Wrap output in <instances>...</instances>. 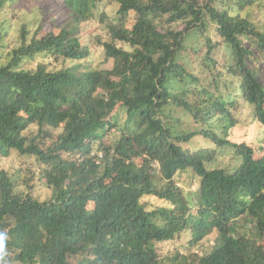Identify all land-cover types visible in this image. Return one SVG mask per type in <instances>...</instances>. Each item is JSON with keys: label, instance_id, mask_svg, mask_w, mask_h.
<instances>
[{"label": "trees", "instance_id": "16d2710c", "mask_svg": "<svg viewBox=\"0 0 264 264\" xmlns=\"http://www.w3.org/2000/svg\"><path fill=\"white\" fill-rule=\"evenodd\" d=\"M22 1L48 20L5 50ZM256 1L0 0V158L37 168L0 164V264H264V28L241 13ZM242 108L258 143L228 138ZM217 147L236 165L209 168ZM186 232V253L162 254Z\"/></svg>", "mask_w": 264, "mask_h": 264}, {"label": "rangeland", "instance_id": "374dc122", "mask_svg": "<svg viewBox=\"0 0 264 264\" xmlns=\"http://www.w3.org/2000/svg\"><path fill=\"white\" fill-rule=\"evenodd\" d=\"M38 2H32V1H22L18 2L16 4L11 5L7 8V10L3 13L2 19H7L9 23H7L5 27L6 36L4 38L5 41V50L12 48L15 44H19V30L21 27L22 22L28 21L30 25H32V29L39 26V23L45 19H47L48 15L40 12V6L37 4ZM234 11L240 12V6L237 5V7H234ZM50 12V11H49ZM241 13L243 16H246L250 18L252 21H254L256 24H258L259 27L264 28V4L261 0L254 2L252 5H246L245 9L241 10ZM48 20V19H47ZM100 32L102 34H105L104 26H100ZM198 33H194V36L189 39L190 43L188 44L189 49H191L192 45H195V42H199L201 45L204 44L205 39L203 37L197 36ZM213 38H216V36H212ZM103 48L98 47L97 53H100ZM201 53H191L190 55L187 54L186 58L189 60V63L192 67L195 68H202L203 65V56H201ZM198 55H200L198 57ZM229 51L224 45H220L219 48L216 49L214 57L218 61V66H223L228 60ZM195 56V57H194ZM37 58V60L32 61V66H36L37 62L42 60L44 57V54H37L34 56ZM99 62V60L97 61ZM237 118L239 120L238 127L234 130V132L228 136L231 141H247L249 143H258L259 142V130L258 126L253 123L252 119L249 116L248 111H246L244 108H242L241 112L238 113ZM120 127V125H119ZM191 148H198L203 146H212L213 143L210 139H205L203 137H195L191 140V142L187 143ZM218 148V155L217 159L213 161L212 163L208 164L209 168H215V167H230L235 166L237 163V160L233 157V154L230 153L228 149H224L222 147ZM0 164L2 168H6L9 170H12V172L15 173V175L21 178L20 181H23V178L29 176L30 169L35 171L36 165L35 163L31 162V159H26L25 157L18 156V154L13 153L9 156H2L0 158ZM183 177L188 180V175L183 174ZM180 186H183L182 182H179ZM21 188H26V183L20 184ZM39 195L42 197L46 196L47 189L44 187H38L36 190ZM250 222H246V226H249ZM190 238L189 232H186L182 234V236L176 238L172 243L169 245H163L160 246V250L163 255H168L170 251H173L175 249H179L180 251L186 253L188 248V240ZM214 237L211 236L209 239H206L204 243H202V246H200L198 249L202 250L203 247H210L214 245ZM17 264V263H12Z\"/></svg>", "mask_w": 264, "mask_h": 264}, {"label": "clouds", "instance_id": "9594fccd", "mask_svg": "<svg viewBox=\"0 0 264 264\" xmlns=\"http://www.w3.org/2000/svg\"><path fill=\"white\" fill-rule=\"evenodd\" d=\"M0 239H2V237H0Z\"/></svg>", "mask_w": 264, "mask_h": 264}]
</instances>
